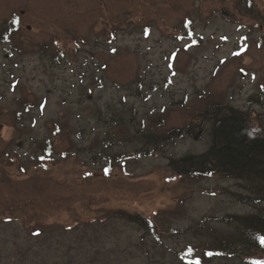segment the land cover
Returning a JSON list of instances; mask_svg holds the SVG:
<instances>
[{"label":"rangeland","instance_id":"obj_1","mask_svg":"<svg viewBox=\"0 0 264 264\" xmlns=\"http://www.w3.org/2000/svg\"><path fill=\"white\" fill-rule=\"evenodd\" d=\"M218 105L264 135V0H0V264H264L250 184L169 168Z\"/></svg>","mask_w":264,"mask_h":264},{"label":"trees","instance_id":"obj_2","mask_svg":"<svg viewBox=\"0 0 264 264\" xmlns=\"http://www.w3.org/2000/svg\"><path fill=\"white\" fill-rule=\"evenodd\" d=\"M14 25L17 28L15 22ZM218 106L213 110L204 111L194 124L191 123L187 128L176 130L164 137L165 141L172 136L181 137L185 134L192 136L195 134V127H200L197 122L201 121L202 125L208 120L211 124L210 148L204 154L185 155L181 159L172 160L169 168L181 178L185 176L193 180L216 174L245 180L252 188L248 187L246 200L264 203V135H260L256 130L252 120L254 113L226 105ZM112 164L109 165V169ZM229 220L243 228L240 232L243 236L239 239L234 236L235 239L232 237L229 241L220 240L217 254L249 258V253L253 251L264 257V244L261 243L264 239V215L250 214L248 217L229 215L226 221ZM231 245H235L239 252L232 251Z\"/></svg>","mask_w":264,"mask_h":264},{"label":"snow or ice","instance_id":"obj_3","mask_svg":"<svg viewBox=\"0 0 264 264\" xmlns=\"http://www.w3.org/2000/svg\"><path fill=\"white\" fill-rule=\"evenodd\" d=\"M261 243L264 244V239H262Z\"/></svg>","mask_w":264,"mask_h":264}]
</instances>
